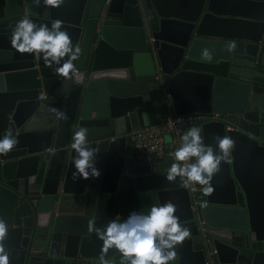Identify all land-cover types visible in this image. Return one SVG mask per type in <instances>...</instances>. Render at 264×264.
<instances>
[{"label": "water", "instance_id": "95a60500", "mask_svg": "<svg viewBox=\"0 0 264 264\" xmlns=\"http://www.w3.org/2000/svg\"><path fill=\"white\" fill-rule=\"evenodd\" d=\"M25 16L63 22L82 83L16 51ZM172 114L217 116L185 132L200 127L214 151L219 138L234 142L210 193L165 180L173 162L131 141ZM80 126L98 177H73ZM8 131L18 139L0 154L9 264H99L95 228L171 202V191L185 197L175 214L191 232L173 264H264V0H0V136ZM106 255L119 264L114 249Z\"/></svg>", "mask_w": 264, "mask_h": 264}, {"label": "clouds", "instance_id": "9594fccd", "mask_svg": "<svg viewBox=\"0 0 264 264\" xmlns=\"http://www.w3.org/2000/svg\"><path fill=\"white\" fill-rule=\"evenodd\" d=\"M41 0H33L39 5ZM64 0H44L51 7H58ZM62 21L48 24L34 23L27 16L21 18L12 30L11 44L20 53L33 54L43 60L57 75L82 83L85 74L77 67L80 48L74 46L68 32L62 27ZM207 56V52L204 53ZM54 119H66V113L52 107L49 109ZM89 130L80 126L74 133L71 147L74 150L73 177L83 179L98 177L95 167L98 149L88 143ZM18 139L12 131L0 136V154L15 148ZM233 140L230 136L219 138L218 149L214 151L203 143L201 129L191 126L180 138V146L174 151L175 162L166 170L165 180L175 182L178 179L193 191L197 186H205L204 191L211 192V179L219 170L221 163L229 155ZM176 206L166 202L152 206L148 211L138 210L125 219L110 220L103 228H95L97 238L102 241L103 253L99 264H116L106 253L114 249L119 256V264H173L176 258L175 248L191 235L190 229L180 223L175 214ZM8 225L0 220V264H9V254L3 240Z\"/></svg>", "mask_w": 264, "mask_h": 264}, {"label": "built area", "instance_id": "2783aa9c", "mask_svg": "<svg viewBox=\"0 0 264 264\" xmlns=\"http://www.w3.org/2000/svg\"><path fill=\"white\" fill-rule=\"evenodd\" d=\"M216 117L172 114L164 124L134 130L131 133V141L141 153L151 155L159 160L175 162L173 154L175 149L180 146V138L186 128L189 125L213 121ZM206 264H211V262L207 261Z\"/></svg>", "mask_w": 264, "mask_h": 264}, {"label": "crops", "instance_id": "0c3cea01", "mask_svg": "<svg viewBox=\"0 0 264 264\" xmlns=\"http://www.w3.org/2000/svg\"><path fill=\"white\" fill-rule=\"evenodd\" d=\"M167 194L169 195L168 197H170L172 199L171 203H173L176 206V209L179 208V207H177V205L180 206V204H181V207L183 206V203L185 201V199H184L185 197L183 195H181L180 192L171 191V192H168ZM177 210H179V209H177Z\"/></svg>", "mask_w": 264, "mask_h": 264}]
</instances>
